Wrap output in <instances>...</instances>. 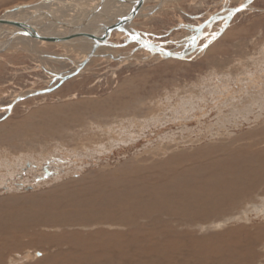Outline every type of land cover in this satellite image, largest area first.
Masks as SVG:
<instances>
[{"label": "rangeland", "instance_id": "obj_1", "mask_svg": "<svg viewBox=\"0 0 264 264\" xmlns=\"http://www.w3.org/2000/svg\"><path fill=\"white\" fill-rule=\"evenodd\" d=\"M36 1L0 0V14L15 5ZM73 1L75 3L68 6L51 2L46 7L50 5L49 10L55 11L57 17L69 18L76 15L74 9L79 13L96 0ZM146 1L144 14L130 24L135 35L175 52L192 43L187 57L157 53L154 48L120 31L103 37L95 54L79 71L69 73L72 75H63L62 71L72 69L83 56L82 48L75 42L71 46L55 40L20 36L0 50V105H7L21 96L10 107H0V202L5 200V204H13V208L21 202L26 208H33L31 205L36 203L40 207L44 204L39 198L41 193L63 183L68 185L71 179L74 186L83 179L91 184L135 178L136 181H149L172 165L181 173L183 165L195 166L202 162L203 167L209 169L213 161L210 176L197 173L190 177L192 180L189 178L191 183L184 188L195 191H191L187 199L193 200L208 186V190H216V197L218 191L225 190H232L234 196L221 205L217 215H207V219L198 224L190 217L192 210L189 208H184L190 217L187 224L177 225L181 222L166 214L160 216L163 221L158 224H165L184 237L191 236L184 238L190 247L203 241L211 244L216 235L221 236L237 225L256 231L257 226H264V0H253L228 21L213 19L199 33L197 41L191 37L203 19L221 9V15L227 14L228 7L242 0H167L150 13L145 11L158 0ZM41 19L50 20L48 17ZM52 27L50 24L44 26L45 29ZM3 28L6 27L3 25ZM57 28L66 31L65 27ZM91 35L96 34L89 33L88 37L92 38ZM7 36L0 30V42ZM48 87L51 89L43 91ZM215 154L218 158L214 159ZM222 166L228 167L226 173L217 168ZM148 167H152L150 171ZM138 169L146 172L144 179L136 172ZM249 171L257 173L256 177L249 176ZM238 175L248 177L249 183L239 186ZM209 181L213 187L207 185ZM221 184L223 186L219 187ZM159 187L163 191L167 189L163 184ZM49 194L56 196L53 192ZM151 212L158 214L160 208ZM138 223L143 230L150 228L151 231L157 225L147 219ZM53 225L27 229L26 236L14 239V243L2 241L6 245L0 254V264H49L50 259L51 264L55 263L60 257L51 256L54 245L28 239L35 229L43 230L41 233L51 231V234L64 229L61 225ZM242 234L241 238L245 239L251 236V233ZM262 235L254 240V254L259 255L261 248L264 250L263 231ZM138 244L136 241L126 244V248H132L128 247L131 250L126 258L137 264L147 254ZM152 244H155L153 240ZM184 251L182 249L181 253L185 254ZM253 252L250 253L253 255ZM184 254L179 256L181 263L191 264V260L183 259ZM107 257L119 264L120 258L113 254ZM260 258L264 260V254ZM249 259L253 258L249 256Z\"/></svg>", "mask_w": 264, "mask_h": 264}, {"label": "bare ground", "instance_id": "obj_2", "mask_svg": "<svg viewBox=\"0 0 264 264\" xmlns=\"http://www.w3.org/2000/svg\"><path fill=\"white\" fill-rule=\"evenodd\" d=\"M68 1H70V0H68ZM71 1L74 2L73 0H71ZM160 1L158 0L156 2H153V4L149 8L150 10L148 9V11H145V12L150 13L154 8L160 6V4H162L163 2H166L167 0H163L162 2H160ZM146 2H147L146 0H143V2L140 4L139 8L141 11H144L143 9H145L144 5ZM135 4H136V0H109L107 2H103L102 3V10L100 12H98V14L92 15L91 18L89 19V26L87 27V29H85L87 31V35L82 36L80 41L75 42V43H77V45L80 48H82L81 54L83 56L81 57L79 62H77V64L74 65L75 67L73 66L72 69H70L69 71L68 70L67 71L64 70V72L62 71V74L64 75V74H69L72 72L74 73L75 70L78 69L79 65H80V68H79V70H80L82 65H83L82 59L85 58V56L88 53H90L91 51L95 52V48L100 45L101 39L103 37L107 36V35H105L106 31L104 32L105 28L101 27V25L107 24V25L111 26V24H113V23L117 24L115 22V20L118 19V17L124 16L125 14H127L128 12L133 10L134 7L136 6ZM50 5H49V7H51ZM66 6H68V5H66ZM41 7H43L45 9L46 6H41ZM49 7H46V9H49ZM11 8L6 9L7 12L5 13L6 15H8L11 18H20V19L25 18L29 15V13L31 11V9L10 10ZM74 8H75V6H74ZM64 10H65V8H64ZM74 11H76L75 17L79 18L82 15L81 11H79V13H78V9H76V10L74 9ZM23 12H26V13L23 14V16H18V14L23 13ZM53 14L54 15L56 14L55 11ZM59 14H61V13L59 12ZM42 17H47V16L46 15L37 16L32 21L33 24H35V26L37 27V29H44V26L46 27V21L47 20L41 19ZM71 17H73V16H71ZM57 18H59L61 20L67 19V18H60V15ZM135 18H133V19H135ZM133 19L128 20L127 22L125 21V23H123L122 25L120 24L121 26L125 27V29H128L129 31L127 30V32H126V31L116 27V28L111 29L112 30L111 32L120 31V33L127 34L128 36L130 35L133 40H134L133 37L138 38V35H135V32L133 31V29L130 26ZM106 20L107 21L109 20V22H107ZM39 21L42 23H39ZM3 25L6 28H8L7 25H9V24H0V30L1 31H2ZM120 25H119V27H121ZM60 26L64 27L63 25H58V24L54 25L53 24L52 29H50L51 28L50 27L49 30H51L53 32H57L58 31L57 27H60ZM93 32H95L96 35L95 36L91 35L92 38L88 37V34L93 33ZM7 35H8V33H7ZM75 38H76V36H75ZM191 38H194V37H191ZM97 39L99 40L98 43H97ZM141 39L143 40V38H141ZM2 41L3 40H1V42ZM29 42H31V41H29ZM65 43H67L66 45H68V42H65ZM70 44H71V46L74 45L73 42H70ZM192 45H193L192 43H189L188 45H185L184 47L186 50H190V52H191ZM152 48H154V47H152ZM190 52H189V54H190ZM60 56H61V54H60ZM64 56L66 57V55H64ZM72 62H73V60H72ZM69 67H71V66H69ZM67 69H68V67H67ZM59 73H61V72H59ZM58 76H59V74H58ZM75 122H78V121H75ZM41 130H44V129H41ZM45 131H47V129ZM61 138H63V137H61ZM81 143H84V142H81ZM219 144L222 145V143H219ZM245 145L246 144H244V146ZM228 148L235 149L234 147H228ZM231 150H229L228 152L231 153ZM249 150H251V148H249ZM257 152H259V151H257ZM235 153L238 154L239 152H234V154ZM253 153L257 155V153L254 152V149H253ZM237 154H235V155H237ZM238 155H241V154H238ZM224 156H225V152H224L223 157ZM262 156H261V158H262ZM234 157L235 156H233V158ZM215 158H218L217 155H216V157H214V159ZM219 158H221V156ZM167 159H169V158H167ZM209 160H211V159H209ZM228 160L229 159H227L226 162ZM235 160H237V159L235 158ZM233 161H234V159H233ZM244 161L246 162V160H244ZM154 162L156 163V161H154ZM197 162H198V160H197ZM240 162H243L242 159ZM259 162H261V161H259ZM209 163H211V162H209ZM213 163L214 162L212 161V164ZM147 164H148V162H147ZM212 164H209L211 166L208 165L209 169H208V167L205 169L203 167L202 162H198L195 166L188 165V164H187L188 166L183 165V166H181V173L178 172L177 168L174 165H172L171 167H168L167 170L165 169L164 173L161 174L159 172L161 175H159L155 178L152 177V179H150L149 181L147 179L141 180V181H136V178L134 179V177H131L134 180L125 181V182L123 180H120V181L118 180L119 182L116 180H115L116 182L115 181L114 182L113 181L112 182H101L100 181L101 182L100 184H97V183L91 184V182H85V179H83V180H79L77 182L78 184H76V186H74V183L71 182L72 181V179H71V181H70L71 184L68 183V185H67V184L63 183V184H60L59 186L53 188L54 189V190L52 189L53 191L51 190L49 192H46L45 194L41 193V195L39 194L40 195L39 198H42L44 200L43 205L41 203H40L41 205L39 204L40 207H37L36 206L37 203L35 201H33L36 203L34 205L33 204L31 205V206H33V208H30V206H27L29 208H26V206H24V204L22 206V204H21L22 202L20 204H18L17 206H14V208H13V204L6 205L5 204L6 202L4 200L3 202H0V207H2L0 209V235H1L0 236L1 237L0 238V254L3 251L2 249L3 248L5 249V245H6V244L4 245L5 241L10 242V240H12L11 242H13L14 239L20 240V239H22L23 236L24 237L26 236L25 233H26L27 229L30 230V229L36 228L37 225H46V224L52 225V224H54L55 226H59V227L61 225V228L63 226L64 229H62L61 232H58V233L56 232L54 234L53 233L51 234V231L41 233L43 230L41 232H39L35 229L32 231L33 233L31 232L30 236L28 237L30 242L38 243V242L43 241L44 243L47 244V246L48 245H54V248H53L54 254H52L51 256L52 257L57 256L60 258H58V260L53 264H117V263H115V260L112 261V260L108 259L107 256L112 255V254H113V256L120 258L119 259L120 261L118 262L119 264H137V261H136V263H134L135 261H131L128 258H126V256H128V254L130 253V250L132 249L130 247L131 246L130 244H129L130 246H128V247L131 249L129 250L128 247L126 248V244L128 245V243L135 242V241L140 244V246L142 247L141 248L142 250L147 251V254L144 255L143 258H140L143 261H140V263H138V264H182L181 263L182 260H181V258H179V256L181 254H184V253H181L182 249H184L187 252V254H186V252L184 251L186 255L185 254L182 255V256H184L183 259L186 258L187 260L188 259L191 260L192 261L191 264H245V263L246 264L247 263L248 264H264V260H262L261 258L258 259L259 257H261L262 254H264L263 248L259 249L260 253L257 250L259 255L254 254V252H253L254 242H255L254 240L257 237L259 238L260 234L262 235V231L264 232V226L262 224H261L262 226H257V227H256V225L254 226V227H256V231H255V228L251 230L252 227L247 228L246 226H243V227H237L238 225L236 227L233 226V227L229 228V230L227 232H225L223 235L218 236V237L216 235L211 244H209L208 241H205L206 243H204V241H203V243L202 242L198 243L200 246L195 244L196 247H193V246L190 247L191 245H188V240L185 241V239H189V237H191V236L188 235L189 237L188 236L184 237L183 236L184 234H182V233L172 232L173 230H171L170 227H168V226L166 227L165 224H158L159 222L163 221V220H161L160 216H162L164 214H166L167 216H172V217L176 218L177 219L176 221H178V223L181 222L180 224H177V225H181L182 223L187 224L188 219L190 220V217H192V218L194 217L193 219H196L194 224H198V223H200V221L206 220L207 215H209L208 217H211L213 214H214V216L217 215L216 212L221 207V205L225 204L228 200H230L231 196H234L231 194L232 190H231V192H227L226 190L225 191L223 190L225 193L222 191H218L219 196L216 197L215 196L216 190L210 191V190H208L209 189V186H208L207 190L199 191V194H196L192 200L190 198L189 199H187V198L189 197V195H191L190 194L191 191H195V189L188 188V187L184 188L187 185V183H189L192 180L191 178L195 177V174H197V173L198 174L208 173L207 176H210L209 175L210 170L212 171V169H213V168H210V167H212ZM235 164H237V163H235ZM214 165H213V167H214ZM222 165H225V164H222ZM249 166H251V165H249ZM256 167H258V166H256ZM151 168H149L148 171H150ZM156 168H157V166H156ZM217 168H220V170H222V169L225 170L223 172L226 173V170L228 167L226 168V167L222 166V167H217ZM139 169L136 170V172H138V174H141L142 178L144 179V175L146 174V172L141 171ZM157 169H159V168H157ZM154 171H156V170H154ZM218 172H220V171H218ZM241 172H240V174H241ZM249 172H250V173H248L249 176H255L256 177L257 173L254 174L251 171H249ZM147 173H149V172H147ZM157 173H158V171H157ZM134 175H136V173ZM149 175H151V172L149 173ZM228 175H230V173ZM238 176L240 177V175H238ZM242 177L243 176H241L239 178V186L244 187L247 185V182L249 183V181H247L248 177H243V178ZM189 178L191 180H189ZM209 178L210 177H208V179ZM208 179L205 180L206 182L204 180H202V181H204L206 184ZM221 181H222V179H221ZM222 182H219V183H222ZM225 182H227V181H225ZM233 182H234V180H233ZM147 183H149L150 185H147ZM158 184H159V186H160V184H163L164 187L167 189L165 191H163L159 186L157 187ZM168 184H169V186H168ZM209 184H210V181L207 185H209ZM222 184L224 185V182ZM222 184L219 185V187L223 186ZM226 184H228V183H226ZM234 185L235 184H233V186ZM210 186H212V184H210ZM222 189H225V188H222ZM227 190L229 191V188ZM242 191H244V190H242ZM52 192L56 193V196L49 194ZM200 192H202V193H200ZM34 198H36V197H34ZM43 200H41V201H43ZM172 201H173V203H172ZM170 203L173 204V207L170 205ZM5 206L7 207V209L5 208ZM23 207H24V209H27V210L21 211L20 208H23ZM158 207L160 208V212H158V214H155V212H151L152 209H156ZM184 208H189L190 210H192V212H191L192 215L190 217H189V214L187 213V211L185 212ZM146 210H148L149 214ZM154 216L156 218H154ZM143 219H147V221H150L152 223V225H153V223H157V225H155L153 227V231H151L150 228H148L147 230H143L141 228L142 225L139 224L138 222H140ZM144 222H145V220H144ZM144 222H142V223L145 224ZM175 224H176V222H175ZM54 225H53V227H54ZM145 225H147V224H145ZM146 228H147V226H146ZM146 228H144V229H146ZM182 228H184V227H182ZM238 230H240L242 233L247 234V236L251 233V236H248L250 238H248V239L241 238V237H243L244 234H242ZM252 231H255V232L252 233ZM174 233H175V235H173ZM184 233H186V231H184ZM185 235H187V234H185ZM226 236H229V239ZM8 238H12V239H8ZM152 240L155 242V244H152ZM194 240H196V239H194ZM138 245H135V247L138 248ZM206 246L208 247V249L206 248ZM135 247H133V250L136 249ZM51 248H52V246H51ZM180 248H182V249H180ZM138 252H140V251L138 250ZM138 252H137V254H138ZM250 252L251 253L253 252V255ZM142 254H144V253H142ZM249 256H251L253 258L251 260L249 259L250 261L248 260ZM256 256H258V257L256 258ZM90 257L94 258V259H90ZM104 257H107V258H104ZM131 259H133V258H131ZM140 259H138V260H140ZM128 260H129V262H128ZM50 261L51 262L49 264H51L53 262L52 259H50ZM117 261H118V259H117ZM44 263H46V262H44Z\"/></svg>", "mask_w": 264, "mask_h": 264}, {"label": "water", "instance_id": "obj_3", "mask_svg": "<svg viewBox=\"0 0 264 264\" xmlns=\"http://www.w3.org/2000/svg\"><path fill=\"white\" fill-rule=\"evenodd\" d=\"M106 1H108V0H96V1H94V3L91 6H89L85 10L81 11L82 15L79 18L74 16V17H69V18L67 17V19H62V20L57 18L51 12V10L46 9V7L44 9L41 6H46L47 4H50L51 2H60L63 5H68V4H71L73 2L68 1V0H38V1L32 2V3L27 2V3L15 5L10 10L31 9V11L27 17L21 18V19L9 17L8 15L5 14L7 12V10H5L2 14H0V24L11 25V28L10 27L3 28L1 31V32L8 33V36L5 37V39L3 38V41L0 42V50L8 47L11 44V42L16 37H19V36H33V37L40 38V39H47V40L49 39V40H55V41H59V42H68V43L80 41L82 36L87 35V31L85 29H87V27L89 26V19L91 18L92 15H96V14H98V12H100L102 10V3L106 2ZM252 1L253 0H242V2H240L236 6L228 7L229 12L227 14H224V15L217 13V12H220L222 9L215 12V13L214 12L211 13L209 16H207L205 19H203L196 26V28H195L196 30L193 34V37L196 38V41H197V36L199 35V33H201L202 30L204 29V27L209 22H211L213 19L225 18L226 21H228L237 12L238 8L239 9L245 8ZM142 2H143V0H136V4H135L136 6L134 7L133 10H131L130 12L125 14L124 16H120L121 18L118 17V19L115 20V22L117 24L113 23V24H111V26H109L107 24H104V25L102 24L101 27L105 28L104 32L106 31L105 35H107V37H108L109 33H111V31H112L111 29L116 28V27L127 32L128 29H125V27H123L121 25L123 23H125V21L127 22L128 20H131L137 16L144 14V12H142L139 8V6ZM43 15H46L50 19L48 22H46V25H48V24H50V25H53V24L54 25L55 24L63 25L64 27H66V31L53 32V31H51L49 29L47 30L45 28L44 29H37V27L35 26V24H33L32 21L35 17L43 16ZM226 24H227V22H226ZM119 25L121 27H119ZM75 36H76V38H75ZM133 38H134V40L136 39L138 42H140L142 45L145 44V45H148L150 47H154L155 52L164 54L165 56L183 58V57H187L189 55V52H190V50H186L185 47L182 48L181 50H177L175 52V51H172L171 48L165 47L164 45L163 46L159 45V43H157V44L151 43L145 39L142 40L140 37H138V38L133 37ZM98 42H99V40L97 39V43ZM203 45L200 46V48L203 47ZM94 54L95 53L93 51L88 53L85 56V58L82 59V64H85L90 59V57L93 56ZM79 68H80V65H79L78 69L75 70V72H77L79 70ZM69 75H72V74H69ZM49 89H51V87L45 88V89H43V91L49 90ZM39 91H41V90H37V92H39ZM20 97L21 96H18L13 101H11L9 104L0 105V107H6V108L10 107Z\"/></svg>", "mask_w": 264, "mask_h": 264}, {"label": "snow or ice", "instance_id": "obj_4", "mask_svg": "<svg viewBox=\"0 0 264 264\" xmlns=\"http://www.w3.org/2000/svg\"><path fill=\"white\" fill-rule=\"evenodd\" d=\"M239 10H241V9L238 8L237 11H239Z\"/></svg>", "mask_w": 264, "mask_h": 264}]
</instances>
